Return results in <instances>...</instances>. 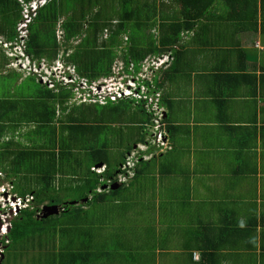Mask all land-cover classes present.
Listing matches in <instances>:
<instances>
[{
	"label": "crops",
	"instance_id": "1",
	"mask_svg": "<svg viewBox=\"0 0 264 264\" xmlns=\"http://www.w3.org/2000/svg\"><path fill=\"white\" fill-rule=\"evenodd\" d=\"M130 8L133 38L119 47L123 54L131 45L163 51L147 57L173 52L162 96L175 143L163 168L155 165L157 174L169 169L159 187L171 208L156 211L132 249H149L148 264H264V0H135ZM72 109L63 113L57 105L53 133L23 125L2 141H11L15 153L23 150V167L34 171L51 159L43 151L62 159L68 138L65 165L82 173L84 148L62 131ZM45 166L57 170L54 163Z\"/></svg>",
	"mask_w": 264,
	"mask_h": 264
},
{
	"label": "trees",
	"instance_id": "2",
	"mask_svg": "<svg viewBox=\"0 0 264 264\" xmlns=\"http://www.w3.org/2000/svg\"><path fill=\"white\" fill-rule=\"evenodd\" d=\"M23 1L25 4H28L34 0ZM134 1L135 0H48L47 3L38 10L36 17L29 26V36L26 40L25 53L32 62H40L46 59L47 61H53L59 57V48L61 46L70 45L73 41L79 40V44L73 53L69 54L68 52L70 49L68 48L64 52L67 64L74 66L79 78L88 80L90 84L100 78L110 77L112 75L113 65L118 58V52L116 50L123 44L122 37L130 35V38L128 37V42L133 38V27L129 26V24H131L130 20L133 18V10L130 7ZM179 1L181 2L182 0ZM121 2L122 4L120 5L119 3ZM109 3L111 6H109ZM118 6H121L122 12L118 10ZM23 11V5L19 0H0V38L3 44L13 46L19 43L17 28L19 23L23 20ZM116 19L120 21L114 28L113 23L117 21ZM60 22H62L60 26L63 34V44H60L57 39V27ZM106 29L111 30L110 35L106 41L99 45L100 36H103ZM130 30L131 34L129 33ZM160 46L164 48L167 45L163 42L160 43ZM4 52L5 50L1 47L0 70L7 65L9 66L8 59L3 56ZM160 52L163 51H159L158 48L144 52L137 50L134 45H131L128 52L122 55V60L127 67L131 62L134 63L136 72L138 73L140 71V64H142L149 54H158ZM166 74L164 73L161 75L160 79H155L156 90L161 93L164 90V77ZM30 78L36 81L35 95L26 98H17L15 95L9 94L7 98H0V173H6V177L13 181V179L17 177L27 178L22 173L23 168H25L26 173L35 174L39 178L38 185H35L36 182H30L27 187L11 184L13 194L17 197L25 199L30 195L33 200L29 208L21 210L16 219L12 221V228L8 239L3 241V245L6 247L5 252L13 246H18L21 248V254H18L20 260H24V262L29 260V264L100 263L103 258L101 253L92 248L98 246L94 228L90 227L88 230L85 229V224L88 223V213L96 209L95 207L97 206L94 204L99 206L103 202L114 200L124 185H121L117 191L109 190L102 193L98 191L108 183L116 182L118 174L122 172L121 168L126 164L128 157L132 154L133 150H135L136 145L146 144V146L152 147V149L146 153L148 156L155 150L157 153H161L162 151L165 152L153 156L147 161L143 159L144 154L140 155V160L134 170L132 184L140 179L143 174V177H145V175L151 177L154 170L157 168L155 166L157 163H161L162 166L160 167L163 168L165 158L169 153L175 150V143L172 137L174 127L166 117L163 122L166 124V131L169 136V148L153 145V143L147 140V137H149L147 136V126H153L152 115L148 113L143 107V103H141L137 105V108L141 109L142 115L146 117V120L144 123L139 124V122H137L138 114L135 115L132 113L133 117L127 118V121L130 125L136 124V121L140 131L139 133L129 132L130 134L126 138L123 135V129H114L111 127V123H108L107 126L102 124L98 112V115L96 114L94 118V124L91 123L90 120L94 117L93 112H96L99 107L105 106L95 104L93 107L96 109L82 106L69 107V105L65 107V104L74 98V91L72 88L63 87L58 84L56 85L58 86L57 88L49 89L47 86L42 85L36 77L29 76L28 79ZM18 80L19 74L14 72L13 81L18 83ZM21 83L23 82L21 81ZM38 83L40 85H38ZM163 98L164 96H162L160 100L161 104H164ZM127 102H131L129 104L132 105L136 103L134 100H121L118 103L109 102L106 107H109V109L112 110L111 113L115 114L116 112L119 113L123 111H120L119 108L113 106V104H120V106L124 105L123 107H125ZM57 105L60 106L63 113H67L69 108H73L72 112L67 114V123H63L62 131L68 132L70 136H74L77 147L81 149L84 148L83 152L86 154L88 162H90L86 171L80 173L85 183L84 188H87L84 198L89 199L90 196L92 197L84 205H71V203H65L63 202L64 199L61 197V193L56 194L55 192L54 185L56 180L57 183L59 180L63 182L62 178L66 176V174H70L66 173L67 166L65 165L69 163L68 154L70 152V146L67 144L69 143L67 140L65 141L66 146H62L61 149V155H63L62 159H60V154L56 155L51 149L50 151L39 153L41 155L42 153L48 155L51 159L45 165L54 163L57 170H55L53 166L47 168L43 165L42 168L38 166L34 167V171H31L29 166L23 167V150H19L15 153L10 148L12 145L11 141H2L7 131L12 132L23 125H34L35 134L39 132L44 134L46 132L53 133L54 129H56L54 127V122L57 116ZM122 114H124V112ZM88 119L90 120L88 121ZM120 132H122V134ZM135 133L140 134V136L137 137ZM112 148L123 149L124 154L121 155L120 153V156L115 155L114 157L110 154ZM179 152L181 153V151ZM65 153L67 157H65ZM56 156H59L57 160ZM154 161L156 164H154ZM98 164H102L106 167L104 173L98 174L93 170ZM152 166L154 167L152 168ZM140 167H143L141 171ZM168 170L169 169L158 172L164 176L170 175ZM22 180L23 179H20L19 182L22 183ZM45 205L61 206L63 210L59 215H63L64 217L67 216V222L59 221L58 218L56 219L54 216L45 220L40 219L38 214ZM99 224V221L96 222V226ZM58 225H62L60 229L64 231V234L69 236V238L71 236V242L70 244L68 243V247L64 248V244L59 246V253L54 254L51 252V245L54 244L56 247L57 242H59L56 234ZM145 232H147V229ZM75 236L79 237V247L74 243ZM30 245H33V248H36L37 251H35L34 256L26 260L25 258H27L26 255L29 254L30 248L33 249ZM56 249L57 248H55V250ZM5 258L3 259V263Z\"/></svg>",
	"mask_w": 264,
	"mask_h": 264
},
{
	"label": "rangeland",
	"instance_id": "3",
	"mask_svg": "<svg viewBox=\"0 0 264 264\" xmlns=\"http://www.w3.org/2000/svg\"><path fill=\"white\" fill-rule=\"evenodd\" d=\"M109 6L111 4L109 3ZM117 10V9H116ZM119 10V6H118ZM96 12V11H95ZM62 22H60L59 26L57 27V39L60 44H63V35L60 29V25ZM117 26L116 23H113V27L115 28ZM110 31H104L103 36H100L99 45L106 41L110 35ZM123 43H125V37H122ZM79 44V40L73 41L70 45H63L59 49L60 54L57 58L58 61H40V62H34L32 63L30 59L25 57L23 51H20L18 48H15L14 45H9L6 47V44L2 43V39L0 38V49L1 47L5 50L4 57L8 59L9 66H5L0 70V98H7L9 94L15 95L17 98H26L31 97L35 95V89H36V81L35 79H28L29 76L36 77L42 84H45L49 89H55L58 86L54 87L51 84V81L55 79V81L59 84L67 85L68 83H76V88L74 89V98L70 100L72 103H74L76 106L82 105V103L79 99V94H85V90L91 87H94L95 83L103 82L106 78H100L99 80L92 82L90 85L87 84V86L84 85V80H75L74 78L65 77L63 74L65 73V70H61L63 66H66V70H69L71 72V75H75L74 67L70 66L66 62V58L64 56V52L68 49L70 51L69 54L73 53L76 50V47ZM118 53V58L116 59V62L123 61L122 60V54L123 51L118 48L116 50ZM114 63V65H115ZM66 64V65H65ZM113 65V68H114ZM70 67V68H69ZM60 68V69H58ZM112 68V70H113ZM18 73L19 74V80L18 82L22 81L23 83L21 85H16V82L13 81V74ZM7 73V74H5ZM114 73V72H113ZM126 76H114V78L110 81L109 78L106 80L108 83L105 84L107 91H111V93L115 94L120 89V84L123 83L125 79V84H130L132 81V77L125 74ZM149 75V73H147ZM134 77V76H133ZM139 75L135 76L134 79H138ZM73 80V81H72ZM49 82V83H47ZM47 83V84H46ZM38 85H40L38 83ZM54 87V88H53ZM86 87V88H85ZM125 88V85H123ZM85 89V90H81ZM44 90V88H43ZM81 90V91H80ZM76 93V95H75ZM35 98V97H34ZM125 101V100H124ZM131 103V102H129ZM128 102L125 104V107L120 106V104H113V106H116L119 108L120 111L123 112H116L115 114H112V110L109 109V107H99V109L95 112H93V118L90 120L91 123L94 124V118L98 112V116L100 117L101 123L107 126V124L111 123V127L114 129H123V135L125 137L129 136V132H136L139 133L140 128L137 122L139 124L144 123L146 120V117L142 115V111L140 108H137V104L134 105L129 104ZM93 109H96L94 104H88ZM138 114L137 122L136 124L130 125L127 121V118L133 117V114ZM98 118V117H96ZM148 135L147 140L152 143V141H156L159 135V131L156 129H153L151 127H148ZM122 134V132H120ZM135 133V134H136ZM137 137L140 136V134H136ZM111 138V135H110ZM67 141L69 139L67 138ZM118 144V143H117ZM146 145V144H145ZM145 145H136V149L133 150L139 151L140 155H143V158L145 160H148L152 154L158 155L156 150L151 153V155H147L146 153L152 149L150 146ZM72 146V145H71ZM139 146H142L144 148L143 151L140 150ZM145 147H147L145 149ZM124 150L118 148H112L110 150V154L115 157V155L120 156L124 154ZM132 152V153H133ZM165 151H162L161 153H164ZM184 152V150H183ZM77 154L78 157H83V153H80L79 148H77ZM184 155V154H183ZM182 155V156H183ZM140 159V156H139ZM128 161V160H127ZM90 164V162H88ZM86 164L87 166H89ZM154 164H156L154 162ZM154 166H152L153 168ZM151 168V169H152ZM115 169V168H114ZM113 169V170H114ZM180 172V171H179ZM66 176H64L63 182L59 180L57 183V180L55 182L54 188L56 194L61 193V197H63L65 203H71V205H84L86 204L84 198V194H86L87 188H84V180L82 179V176L79 172V170H76V165H73L72 168L67 166L66 167ZM0 176V223L2 224V234L6 235L5 226L9 225L12 226V221L16 219L18 216V213L20 212V209H28L26 202H24L25 199H20L15 194H13L12 186L11 184L15 185H21L23 187H27V185L30 183V178H34L31 183H35V185L39 184V178L35 174L28 175L27 178H15L13 181H11L10 178L6 177V173H1ZM133 175V174H132ZM33 176V177H31ZM161 175L156 173V170H154L152 176L145 175V177H142L140 183H134L132 184L131 179L127 183H124V187L122 190L117 194L116 198L110 202H103L99 206L97 204L96 209L91 210L88 213V223L85 224V229L88 230V228L92 227L94 228L96 241L98 246L92 247L93 250L98 251L102 255L101 263L99 264H148L146 261L149 256V249H144L145 252H142V248L138 251L137 249H132V244L135 242H132L133 239H135L136 234H143L145 233V230L151 228L152 221L155 222L157 220V212L156 211H163L165 208H171L170 206H167L166 202V193H165V187L164 189H161L159 187L160 183L162 181L165 182L164 179H160ZM174 179H181V176L175 175L173 177ZM20 179L22 180V183L19 182ZM167 179V178H166ZM55 181V180H54ZM170 182V180H168ZM12 182V183H11ZM30 201L31 196L29 195ZM91 198V197H90ZM159 199V203L162 205L160 206L156 200ZM29 201V200H28ZM30 204V202H28ZM127 209V210H126ZM125 210V211H124ZM122 216V217H121ZM56 219L58 218L59 221H65L67 222L68 217L59 215L54 216ZM121 217V218H120ZM99 221V225L96 226V222ZM60 226V227H59ZM57 237L58 241L57 246L55 247L54 244L51 245V252L54 254L59 253V246L64 244V248L68 247V243L71 242V236H67L64 234V231L60 228H62V225L57 226ZM55 234V235H56ZM54 235V236H55ZM73 235V233H72ZM38 237V236H37ZM39 238V237H38ZM33 242V241H32ZM74 242V241H73ZM79 242V237L75 236V242L77 247ZM135 245V244H134ZM30 247L33 248V245H30ZM29 247V248H30ZM55 248H57L55 250ZM20 247L13 246L12 248L8 249L6 251L5 245H0V263H2V260L5 258L3 264H29L28 258L35 255L36 248L31 249L28 255H26L28 260L27 262H24V260H20V257L18 254H21ZM127 249H130L131 251L128 252ZM4 251V254H2ZM129 253H135L136 258L134 259H128L127 255ZM3 258V259H2ZM38 262V261H37ZM40 264V263H38ZM53 264V263H52Z\"/></svg>",
	"mask_w": 264,
	"mask_h": 264
},
{
	"label": "built area",
	"instance_id": "4",
	"mask_svg": "<svg viewBox=\"0 0 264 264\" xmlns=\"http://www.w3.org/2000/svg\"><path fill=\"white\" fill-rule=\"evenodd\" d=\"M47 1L48 0H34L31 3L25 4L23 0H19L24 8L23 20L18 25L19 39L22 41V45H24V42L29 36L28 29L30 24L36 17L38 10L43 7ZM125 39V42H127L128 38L125 37ZM173 61L174 56L172 51L160 56L147 57L142 64H140V71L138 73L136 72L134 63L131 62L127 67L124 61L116 62L112 70V75L108 77V81L112 80L114 76H119L122 73V76L124 77L126 76L125 74L132 77L130 84L127 85L128 82L125 84L124 79L123 83L120 84V89L113 94L106 89L107 86H105V84L108 83L106 81L108 78H106L103 82L95 83L94 87H91L90 89H81L86 92H84L85 94L83 95L79 94V99L84 104H98L100 106H107L109 102L118 103L121 100H134L137 105L143 103V107L152 115V128L159 131L157 140L152 141L153 145L169 148L168 133L166 131L165 123L163 122L165 108L160 102L162 93L156 90L155 79H160L162 73L170 68ZM147 73H149V75H147ZM137 75H139L138 79H134ZM74 79L81 80L77 74ZM82 80L85 82L83 86H87V84L90 85L88 80ZM51 84L55 87L53 81H51ZM67 85H70V83ZM123 85H125V88ZM75 88L76 86L73 88V91ZM142 148L144 147H140L141 151H143ZM146 148L147 147H145V149ZM139 156L140 153L137 150L128 157V161H126V164L121 169L122 172L117 177L118 183H127L128 178L131 179L134 177V169L139 162ZM99 171L101 170H98V172Z\"/></svg>",
	"mask_w": 264,
	"mask_h": 264
},
{
	"label": "clouds",
	"instance_id": "5",
	"mask_svg": "<svg viewBox=\"0 0 264 264\" xmlns=\"http://www.w3.org/2000/svg\"><path fill=\"white\" fill-rule=\"evenodd\" d=\"M42 8V7H41ZM40 10V9H39ZM17 31H18V28H17ZM63 35V34H62ZM125 37H127V36H125ZM128 38V37H127ZM18 40H19V43L18 44H15L14 45V47L15 48H18L20 51H23V53H24V55H25V57H27L28 59H29V57L26 55V53H25V49H26V41L24 42V45H22V41L19 39V33H18ZM27 40V39H26ZM129 40V39H128ZM128 42V41H127ZM6 47H8V45H5ZM32 62V61H31ZM32 63H34V62H32ZM66 65V64H65ZM72 67H74V66H72ZM70 68V67H69ZM58 69H60V68H58ZM61 70H65V73L63 74L65 77H69V79L70 78H74L75 77V75L77 74L76 73V70H75V68H74V71H75V75H71L72 73L71 72H69V70H66V66H63V68H61ZM54 83H55V87H56V85H58L59 83H57L56 81H55V79H53L52 80ZM77 83V82H76ZM75 83V84H76ZM42 84V83H41ZM69 84V83H68ZM74 83H70V85H63V84H59V85H61V86H63V87H67V88H74L76 85H75ZM42 85H45V84H42ZM82 105H84V104H82ZM85 105H88V104H85ZM163 105V104H162ZM164 107V106H163ZM165 108V107H164ZM166 109H165V115H164V119L166 118ZM165 123V122H164ZM165 126H166V124H165ZM151 128L153 127L152 125L150 126ZM168 138H169V136H168ZM146 146V145H145ZM136 147V146H135ZM141 146H139V148H140ZM148 147V146H147ZM136 149V148H135ZM144 154V153H143ZM144 159V158H143ZM151 158H149L148 160H150ZM140 160V159H139ZM145 160V159H144ZM147 161V160H146ZM137 166V165H136ZM136 168V167H135ZM122 169V168H121ZM96 173H98V174H102V173H104L105 172V170H106V167L105 166H103V167H101V168H94L93 169ZM98 170H101V171H99L98 172ZM135 170V169H134ZM120 174V173H119ZM118 174V175H119ZM2 174L0 173V176H1ZM118 177V176H117ZM132 179H133V177L131 178V181H132ZM130 180H128V182H129ZM112 183V182H111ZM113 184H118L119 186H121V185H124V184H121V183H118L117 182V180H116V182H114V183H112V184H110V183H108L107 184V186L110 188ZM102 188V187H101ZM110 189H108L107 191H109ZM99 193H102V192H105V191H102L101 189L98 191ZM20 198V197H19ZM20 199H23V198H20ZM29 200V201H28ZM31 200H33L32 198H31ZM24 202H26V204H27V207L29 208V205L30 204H28V202H32V201H30V198H29V196H27L26 198H25V200H24ZM45 206H50V205H45ZM45 206H43V207H45ZM42 207V208H43ZM42 208H41V210H42ZM21 210H23V209H20V211ZM40 214H41V211H40V213L38 214V217L40 216ZM40 218V217H39ZM41 219V218H40ZM12 224V223H11ZM11 228H12V226H9V225H6L5 226V231H6V235H3L2 234V231L3 230H1V229H3L2 228V224L0 223V245H3V241H5V240H7L8 239V236H9V234H10V231H11ZM3 253H4V251H3ZM2 253V254H3ZM3 259V258H2ZM0 264H3V260H2V263H0Z\"/></svg>",
	"mask_w": 264,
	"mask_h": 264
},
{
	"label": "water",
	"instance_id": "6",
	"mask_svg": "<svg viewBox=\"0 0 264 264\" xmlns=\"http://www.w3.org/2000/svg\"><path fill=\"white\" fill-rule=\"evenodd\" d=\"M166 117H167V115H166ZM101 167H103L102 164H100L98 166V168H101ZM119 188H120V186L118 184H113L110 188L107 185H105V186H103L101 188V190L102 191H107L108 189H110L112 191H117ZM88 201H89V199H85L84 202L87 203ZM62 210L63 209L59 205L45 206V207L42 208L41 214H40L39 217L41 219L45 220V219H48L49 217L58 216L62 212Z\"/></svg>",
	"mask_w": 264,
	"mask_h": 264
}]
</instances>
